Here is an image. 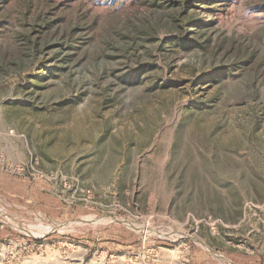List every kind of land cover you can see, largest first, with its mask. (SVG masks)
I'll list each match as a JSON object with an SVG mask.
<instances>
[{
  "label": "rangeland",
  "instance_id": "1",
  "mask_svg": "<svg viewBox=\"0 0 264 264\" xmlns=\"http://www.w3.org/2000/svg\"><path fill=\"white\" fill-rule=\"evenodd\" d=\"M0 264H264V0H0Z\"/></svg>",
  "mask_w": 264,
  "mask_h": 264
}]
</instances>
